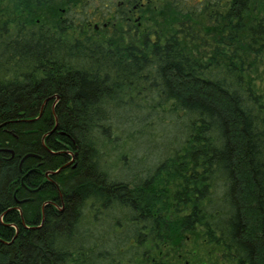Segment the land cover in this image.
I'll use <instances>...</instances> for the list:
<instances>
[{"label": "trees", "instance_id": "obj_1", "mask_svg": "<svg viewBox=\"0 0 264 264\" xmlns=\"http://www.w3.org/2000/svg\"><path fill=\"white\" fill-rule=\"evenodd\" d=\"M262 56L264 0H0V264H123L126 244L90 219L123 207L158 232L167 197L186 209L171 227L199 221L232 264H264V100L246 75ZM132 96L144 122L159 108L186 120L182 145L144 176L105 159L129 142L115 108Z\"/></svg>", "mask_w": 264, "mask_h": 264}, {"label": "rangeland", "instance_id": "obj_2", "mask_svg": "<svg viewBox=\"0 0 264 264\" xmlns=\"http://www.w3.org/2000/svg\"><path fill=\"white\" fill-rule=\"evenodd\" d=\"M86 5L95 6L99 4L100 0H85ZM163 5L162 1L158 2V7ZM50 14L47 15L49 19H53L54 14L52 11H48ZM164 15L162 18L167 22L170 18L165 11V8L160 12ZM99 21V17H98ZM246 43V38L242 40ZM260 62H256L255 65L249 67L246 72L248 78H250L251 83L255 86L256 92L261 94L264 100V56H262ZM248 61L251 60L247 59ZM246 60V63L248 61ZM126 102L125 106H121L118 101V105L115 111L118 113V119L121 121L122 125L130 130L128 141L124 147L123 152H119V149L110 153L106 156L108 163L112 165L114 172H122L128 170L133 172V176H144L148 172H152L155 164L171 154V148H179L184 140L186 128L185 119H175L171 122H167V119L162 118V121L158 120L159 116L165 114L159 108L158 115L151 117L148 121L144 122V115L148 111V107H143L145 102H142L137 97H127L123 99ZM148 104V103H147ZM140 105V106H137ZM146 106V105H145ZM131 111H136L138 118L133 122L123 121L124 116ZM164 121V122H163ZM173 152V151H172ZM125 154L122 158L120 154ZM120 176L121 173H120ZM177 182L172 181L166 185L165 191L168 194H172L177 190ZM168 201L163 215L165 220L168 222L171 220L175 222L178 216L183 215L186 212L185 206L176 205L172 203L171 197H167ZM98 230V229H97ZM97 233V232H96ZM171 237L168 241L160 242L157 247H153L152 250H163L173 252L177 254L181 253L182 259L179 264H183L185 260L189 264H232L226 260L221 253V247L208 243L203 237V232L201 227L196 226L191 231L179 234L178 231L169 230Z\"/></svg>", "mask_w": 264, "mask_h": 264}, {"label": "flooded vegetation", "instance_id": "obj_3", "mask_svg": "<svg viewBox=\"0 0 264 264\" xmlns=\"http://www.w3.org/2000/svg\"><path fill=\"white\" fill-rule=\"evenodd\" d=\"M107 5V4H105ZM110 16H117L114 9L109 13ZM97 16V15H96ZM107 17V18H109ZM89 19L86 20V26L89 30V28L92 27L91 32L96 34L98 38L102 36H109L111 33V30L113 27L110 25L107 29H104L107 27V23L105 21L98 19L96 20L95 17L91 16L88 17ZM111 18V17H110ZM126 19L131 22H137V13H135V16L130 18V16H126ZM116 18L114 19V21ZM108 22H113L112 19H106ZM100 24V26H99ZM103 39V38H102ZM119 190V189H118ZM122 191H129V188H120ZM142 192H148L151 190V188H141ZM133 192L137 194V191L133 189ZM126 193V192H124ZM122 193V194H124ZM135 194V195H136ZM113 199H117V197H112ZM138 196H134L132 198V201L135 202L134 206H136V200ZM101 208V207H100ZM123 207H111L108 209H99V214L94 215V218L90 219L89 224H92L93 226L97 227L98 230H96L99 233H103V235H99L100 239L105 240L107 242H124L125 248L124 250H121V253L123 254L124 260L123 264H179V261L182 259L181 253H176L173 251L172 253L169 251H163V250H157L154 251L152 248L154 246H147V249L137 251V249H133L134 246H136L137 242L139 240H143L145 243H149L150 241H153L155 236L157 237L156 241L158 242H165L170 239V233L169 230H175L178 231L179 234H182L183 237L185 229L183 227H177V226H170L169 222L167 220H157L156 226L162 227L160 231L154 232L153 227L154 223L153 220L150 219L148 224H141L137 222V220H128L126 217V214L123 213ZM94 214L95 212L92 211ZM185 222L184 220H178L177 223L182 224ZM193 223V222H192ZM195 226L200 227L199 221H194ZM169 226V227H168ZM135 227H139L134 229ZM130 245L133 246L130 247ZM157 247V246H156ZM107 264H120V262L116 263L114 261L108 262ZM183 264H189L187 260Z\"/></svg>", "mask_w": 264, "mask_h": 264}]
</instances>
